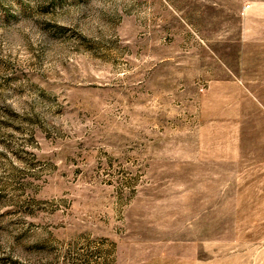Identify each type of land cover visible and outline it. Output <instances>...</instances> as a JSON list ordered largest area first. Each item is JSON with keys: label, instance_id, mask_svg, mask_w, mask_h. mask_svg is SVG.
<instances>
[{"label": "rangeland", "instance_id": "rangeland-1", "mask_svg": "<svg viewBox=\"0 0 264 264\" xmlns=\"http://www.w3.org/2000/svg\"><path fill=\"white\" fill-rule=\"evenodd\" d=\"M0 264H264V0H0Z\"/></svg>", "mask_w": 264, "mask_h": 264}]
</instances>
